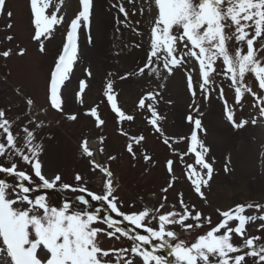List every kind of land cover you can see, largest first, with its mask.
<instances>
[{"label":"snow or ice","instance_id":"1","mask_svg":"<svg viewBox=\"0 0 264 264\" xmlns=\"http://www.w3.org/2000/svg\"><path fill=\"white\" fill-rule=\"evenodd\" d=\"M130 3L134 0H129ZM147 14L150 17L149 24V50L146 60L138 67L135 75L148 74L161 75L160 65L168 75L174 74V69L183 67L189 60H194L199 66V89L203 98L207 100L210 95V85L213 83L212 75L216 72V62L222 61V75L231 81V87L235 93V104L240 105L245 93L251 94L256 103L254 107L259 109V117L264 120V95H258L250 84L245 82L247 74L251 73L261 93H264V58H258V53L264 51V0H146ZM64 0L54 3L53 0H28L31 13V25L33 35L31 39L38 43L39 52H45V41L50 39L57 26L65 23L66 14H61L60 9ZM79 11L67 23L64 34L63 46L57 55L54 66L50 71L48 86V102L52 109L64 112L62 87L70 80L75 65L79 62V38L82 30H88V42L92 43L90 35L91 14L93 0H79ZM124 16L120 23L127 25L128 11L121 3L113 5ZM6 0H0V14L4 12ZM55 10H51V9ZM142 13L145 9L140 10ZM9 21L13 16L12 11L7 12ZM139 22L137 21V24ZM130 26V25H128ZM12 29L11 22L5 25ZM133 31H137L133 28ZM137 34L140 33L137 31ZM7 41H12L13 36L7 35ZM233 47L230 49L229 44ZM259 44V48L255 45ZM246 45V51L235 45ZM182 45V48H181ZM137 48L139 44L135 45ZM27 49L19 48L17 55L23 56ZM13 54L12 49L0 51V57L8 58ZM85 74L91 77L90 69H84ZM130 74L126 73L120 79H126ZM166 79V77H165ZM86 80L79 81V90L75 92L76 100L83 104V94L88 88ZM164 87L163 84L160 85ZM187 90L193 97L196 96V87L193 77L187 74ZM19 91V90H18ZM104 97L116 114L119 121H131L132 115L126 114L117 104L114 83L108 80L104 86ZM160 93L148 91L140 99L138 107H147L151 113L148 123L163 137V143L173 152H176L181 162L189 154L195 156V166L185 164L184 176L196 195L207 198L203 189L211 188V181L215 169L214 158L210 161L211 149L200 137L199 133L206 132L202 120L198 118L203 113L200 106L195 103L189 105L193 113L187 116V121L193 125L190 135L181 136L176 140L166 137L159 126L163 119L153 104L145 103L146 100L155 101ZM219 95L224 104V115L228 123L235 129H242L249 123L256 125V118L237 121L233 108L228 105L224 97L223 88L219 89ZM28 107H33L35 101L26 98ZM44 111L43 108L40 109ZM87 115L95 119L97 127L104 124L97 108L87 110ZM71 121L77 119L75 113H64ZM35 122V121H33ZM43 122L35 124L40 128ZM11 123L6 118L4 110L0 109V130L6 142H0V157L6 159L0 163V173L13 176L16 184L10 185L4 179H0V257L7 258L8 264H136V259L141 264H247V257L255 259V264H264V243L257 244L261 237L247 235L246 225L257 219L264 221V215L259 217L245 215V208L255 207L264 212V205L259 203L247 205L237 203L226 210L216 209L219 219L213 223L210 217H204L203 213L196 210L195 205L189 206L183 199V193H178L181 211L161 212L165 207L161 203L159 208H143L138 211L125 213L118 206V198L115 195L112 176L108 167L91 159L95 153L90 147L88 139L80 143L82 154L89 159L94 169H99L108 179L103 184L101 193L90 191L83 186V177L76 173L74 180L78 186L63 181L60 173L51 177L44 174L43 163L39 159L43 152V146L35 143V130L23 128V146L17 145V136L11 131ZM121 134L128 136L121 130ZM144 137L133 136L127 143V151L135 157L134 144L139 145ZM171 141V142H170ZM187 142V151L178 152L173 148V143ZM103 143V138H101ZM98 151L103 152L101 147ZM145 161H151V156L144 154ZM109 160L115 159L110 156ZM19 162H23L31 168V173L19 169ZM175 161L168 159L165 168L170 179L167 186L161 191L167 193L174 187L177 177L175 175ZM231 159L224 165V172L230 173ZM35 177L39 183L33 187ZM27 182V184L25 183ZM61 188L72 192L86 193L93 201H103L111 212L122 217L135 229H143L144 233H130L119 227L120 221L110 215L101 217L97 211H89L86 208L76 209L70 201L65 200L59 206H53L46 194H31L37 188L53 189ZM76 199L84 206L89 204L85 195H78ZM163 199L166 201L167 196ZM151 218V219H150ZM192 220L194 223H188ZM103 222L107 227H98ZM152 221H157L152 226ZM179 225L181 234L172 230L171 226ZM207 230L198 234L191 240L183 238V232L192 229L204 228ZM234 225V226H233ZM259 230H264V223H260ZM233 234L241 237L243 243L235 245L232 242ZM102 237L119 240L121 237L132 241L130 248H104ZM153 241L157 243L153 244ZM151 245L150 248L144 247ZM168 249L167 256L158 254L160 249ZM171 258V259H169ZM0 264L4 260L0 259Z\"/></svg>","mask_w":264,"mask_h":264},{"label":"rangeland","instance_id":"2","mask_svg":"<svg viewBox=\"0 0 264 264\" xmlns=\"http://www.w3.org/2000/svg\"><path fill=\"white\" fill-rule=\"evenodd\" d=\"M58 3L59 0H53ZM121 3L127 9L129 15L127 25L120 23L124 16L120 14L114 4ZM79 0H64L60 9L61 14H66L64 24L55 28L53 36L45 41V52H39V45L31 39L33 27L31 25V13L28 0H6L4 12L0 14V51L12 49L13 54L8 58L0 57V109L6 113V118L11 123V131L17 136V145L23 146V128L35 130V143L43 146V152L39 159L43 163L44 174L48 177L57 172L63 177V181L77 187L74 180L76 173L83 177V186L90 191L101 193L103 184L108 179L99 169H94L89 163L88 157L82 154L80 143L84 139L89 142L95 155L91 158L106 166L113 173V187L118 198L120 210L128 213L141 210L159 208L161 203L165 207L160 211H181L178 193H183V199L189 206L195 205L196 210L203 213L204 217H210L213 223L221 219L216 212L217 208L226 210L233 205L256 204L264 205V120L259 117L258 107H254L255 98L245 93L240 105L235 104L234 89L231 81L222 75L223 64L221 60L216 62V72L212 75L213 83L210 85V95L207 100L199 89V66L194 60H189L183 67L174 69V74L168 75L160 65L161 75L148 74L135 75L139 66L146 60L149 50V19L147 14L148 4L146 0H93L90 35L92 43L88 42V30H82L79 38V62L74 67V72L66 86L62 87V99L64 112L52 109L48 102V86L50 71L55 59L63 46L64 34L67 23L79 11ZM145 9L142 13L140 10ZM51 10H55L54 8ZM12 11L13 16L9 21L7 12ZM137 21L139 22L137 24ZM11 22L12 29L5 25ZM130 25V26H128ZM135 28L137 31H133ZM12 35L13 40L7 41L5 37ZM139 44L140 47L135 45ZM246 51V45H235ZM259 48V44L255 45ZM230 49L233 44H229ZM19 48L27 49L23 56L17 55ZM182 48V45H181ZM258 58H264V51L258 53ZM91 70L88 77L84 69ZM126 73L130 74L126 79H120ZM193 77L196 87V96L193 97L187 90V74ZM166 77V79H165ZM86 80L89 85L82 96L83 104L76 100L75 92L79 90V81ZM108 80L114 83V90L118 106L128 115L134 117L131 121H119L111 110L110 104L103 95L104 86ZM245 82L250 84L258 95H264L258 89L254 76L249 73ZM164 87L161 88L160 85ZM223 88L224 97L228 105L233 108L237 121L241 118H256L258 123H249L242 129L233 128L225 118L224 104L219 95V89ZM19 90V91H18ZM148 91L160 93L155 101L146 100L145 103L153 104L163 119L159 126L166 137L176 140L178 137L190 135L193 127L187 121V116L192 113L190 104L200 106L199 116L206 132L199 133L200 137L210 147L209 160L214 158L215 169L211 188H205L207 203L196 195L190 182L184 176L185 164L195 166L194 154L184 157L181 162L179 155L173 152L163 143V137L157 133L148 123L151 113L147 107H138L139 99ZM26 98L35 101L33 107H28ZM96 107L104 124L97 127L95 119L87 115V110ZM44 111L41 112L40 109ZM64 113L77 115L75 121L68 120ZM35 121V122H33ZM43 122L40 128L35 124ZM127 132L128 136L121 134ZM143 136L144 140L134 144L135 157L127 151L129 138ZM103 138V143H101ZM0 142L3 139L0 130ZM171 142V141H170ZM104 151H98L99 148ZM173 148L178 152L187 151V142L173 143ZM144 154L151 156V161L144 160ZM110 156L115 159L109 160ZM231 159L230 173L224 172V165ZM168 159L174 160L175 175L177 180L174 187L167 193L161 191L167 186L170 179L165 168ZM0 163L6 164V159L0 157ZM7 166V164H6ZM19 169L31 173V168L19 162ZM0 179H4L10 185L17 181L13 176L0 173ZM33 187L39 181L33 176ZM27 184V182L25 181ZM46 194L53 206L61 205L65 200L70 201L76 209L86 208L89 211H97L101 217L110 215L120 221L119 227L127 230L130 235L134 232L144 233L143 229H135L122 217L111 212L103 201H93L86 193L63 190L59 187L53 189L37 188L31 194ZM78 195H85L89 204L84 206L76 199ZM167 196V200L163 199ZM245 215L259 217L264 215L261 210L252 207L245 208ZM151 219V218H150ZM188 223H194L188 220ZM157 221H152L155 226ZM260 221L249 222L246 225L247 235L261 237L257 244L264 243V230H259ZM98 227L107 226L101 221ZM234 226V225H233ZM177 234L182 233L179 225L171 226ZM207 230L204 228L192 229L183 232V238L191 240L198 234ZM104 248H130L132 241L121 237L119 240L102 237ZM232 242L235 245L243 243L240 236L233 234ZM157 241H153V244ZM144 247L150 248L151 245ZM168 249L158 250V254L167 256ZM4 264H8L7 258L0 257ZM171 259V258H169ZM247 264H255V259L247 257ZM136 264H141L139 258Z\"/></svg>","mask_w":264,"mask_h":264},{"label":"bare ground","instance_id":"3","mask_svg":"<svg viewBox=\"0 0 264 264\" xmlns=\"http://www.w3.org/2000/svg\"><path fill=\"white\" fill-rule=\"evenodd\" d=\"M95 142L91 141L90 144H94Z\"/></svg>","mask_w":264,"mask_h":264}]
</instances>
